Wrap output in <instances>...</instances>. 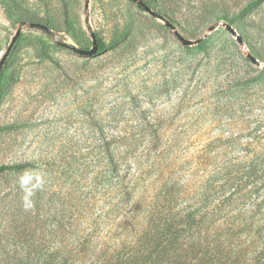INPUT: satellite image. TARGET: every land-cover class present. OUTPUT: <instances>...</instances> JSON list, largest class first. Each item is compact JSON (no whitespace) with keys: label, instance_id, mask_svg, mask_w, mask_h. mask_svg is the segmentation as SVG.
I'll return each mask as SVG.
<instances>
[{"label":"rangeland","instance_id":"rangeland-1","mask_svg":"<svg viewBox=\"0 0 264 264\" xmlns=\"http://www.w3.org/2000/svg\"><path fill=\"white\" fill-rule=\"evenodd\" d=\"M139 1L148 11L133 0H0V58L21 29L0 71V165L21 166L0 174V264L69 259L85 239L105 200L90 150L108 115L114 131L195 132L207 162L264 173V0L248 10L253 0ZM86 19L98 42L131 46L98 59L67 49L91 48ZM175 31L203 37L206 51L186 50ZM246 190L264 212V178Z\"/></svg>","mask_w":264,"mask_h":264},{"label":"trees","instance_id":"trees-1","mask_svg":"<svg viewBox=\"0 0 264 264\" xmlns=\"http://www.w3.org/2000/svg\"><path fill=\"white\" fill-rule=\"evenodd\" d=\"M131 42L100 41L90 59L124 52ZM196 48L205 52L206 42ZM108 117V128L101 129L104 144L90 150L101 158L100 180L96 174L92 182L102 189L103 207L88 219L85 239L72 247L69 259H39L40 264H264V212L252 208L246 190L256 188L264 173L251 169L235 176L228 166L207 162L210 145L194 153L195 132H118L109 128L119 122L116 114ZM20 167L0 165V174ZM185 175L196 179L186 181Z\"/></svg>","mask_w":264,"mask_h":264},{"label":"water","instance_id":"water-1","mask_svg":"<svg viewBox=\"0 0 264 264\" xmlns=\"http://www.w3.org/2000/svg\"><path fill=\"white\" fill-rule=\"evenodd\" d=\"M133 1H137L139 3L140 6H142L143 8H145L147 11H148V8L146 7V5L139 1V0H133ZM85 8H87V3L85 4ZM25 24V23H24ZM30 26L32 27H37V28H40L46 32H50V30L45 26V25H42V24H39V23H29ZM223 26L226 28V30L235 37L237 43L239 45H243V41H242V38L236 33V31L228 24H223ZM86 27L89 31V34H90V37H91V41H92V46L90 49H79V48H76V47H73V46H70V45H65V47L75 53H77L78 55H81V56H85V57H93L94 55L97 54L98 52V41L94 35V33L91 31L90 29V26L88 24V21L86 19ZM20 33H21V29L18 28L17 31L15 32L14 36L12 37L9 45L7 46L6 50L4 51V53L2 54L1 58H0V71L3 67V65L5 64V61L7 60L13 46L15 45L17 39L19 38L20 36ZM175 35L177 37V39L181 42V44L184 46V47H189V46H193V45H197L198 43H200L201 41H203V37L200 38V39H197V40H187L185 39L182 35H180L177 31H175ZM249 60L253 63H255L256 65H259V62L256 61L254 58H252L251 56H248Z\"/></svg>","mask_w":264,"mask_h":264}]
</instances>
